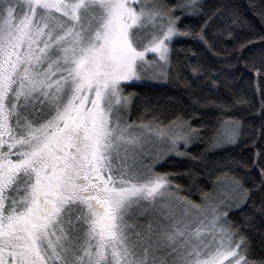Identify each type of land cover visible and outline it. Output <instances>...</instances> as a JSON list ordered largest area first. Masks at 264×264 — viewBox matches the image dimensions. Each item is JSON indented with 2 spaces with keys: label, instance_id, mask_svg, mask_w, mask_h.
Instances as JSON below:
<instances>
[{
  "label": "snow or ice",
  "instance_id": "obj_1",
  "mask_svg": "<svg viewBox=\"0 0 264 264\" xmlns=\"http://www.w3.org/2000/svg\"><path fill=\"white\" fill-rule=\"evenodd\" d=\"M202 7L0 0V264H264L249 259L224 200L198 205L156 171L154 141L180 155L194 130L179 117L172 127L126 118V87L149 73L167 78L173 45L191 35L182 17ZM228 8L205 26L219 18L231 35L243 21ZM238 136L225 121L217 144ZM253 167L264 190V153ZM248 191L233 180L225 199L246 202Z\"/></svg>",
  "mask_w": 264,
  "mask_h": 264
},
{
  "label": "trees",
  "instance_id": "obj_2",
  "mask_svg": "<svg viewBox=\"0 0 264 264\" xmlns=\"http://www.w3.org/2000/svg\"><path fill=\"white\" fill-rule=\"evenodd\" d=\"M157 2L171 6L176 0ZM201 4L202 13L182 17L181 30L191 35L173 45L165 82L134 81L126 87L125 94L132 95L128 119L171 125L179 117L177 123L185 122L194 130L191 145L156 166V171L171 174L181 196L200 204L215 194L219 182L233 180L249 190L246 202L228 210V219L246 237L249 259L259 262L264 259V190L253 160L257 152L264 153V75L257 74V69L264 73L258 56L264 0H201ZM223 5L243 21L232 26L231 35L219 18L205 26L207 16ZM202 29L204 40L197 35ZM249 40L253 43L241 49ZM253 54H257L254 61ZM225 121L239 129L236 143L217 144V130Z\"/></svg>",
  "mask_w": 264,
  "mask_h": 264
},
{
  "label": "rangeland",
  "instance_id": "obj_3",
  "mask_svg": "<svg viewBox=\"0 0 264 264\" xmlns=\"http://www.w3.org/2000/svg\"><path fill=\"white\" fill-rule=\"evenodd\" d=\"M139 81H146V82L157 84V83L165 82V77H162V76L161 77H156V76H153L152 73H149L146 76L142 77L140 80H136V82H139ZM126 118L128 119V114H127ZM129 122H132V121L129 120ZM136 124L139 125L138 123H136ZM167 126L172 127V125H167ZM184 130L187 131L188 129L186 127H184ZM193 139H194V135H192V137H191L190 141L188 142L187 146L181 144V146L179 148V152L181 153L186 147L191 145L195 141V140L193 141ZM151 151L153 152L154 155L158 156V158H159V163L157 164L158 166L167 157L177 155V153L175 151H170L169 148L166 145H162L158 141H154V143L152 145V148H151ZM230 188H231V182H229V181L223 182V183L219 182L217 184L215 190H214L215 194H213L212 196L210 195L202 203H200L198 205H201L203 207H207L208 204H210V203H214V202H218L220 200H224L225 203L229 206L225 210H229L231 208H235L236 206H238L241 203V201H240V198H239L238 195L235 196L234 199H232V200L225 199V195L224 194L229 192ZM237 197H238V200H236Z\"/></svg>",
  "mask_w": 264,
  "mask_h": 264
}]
</instances>
